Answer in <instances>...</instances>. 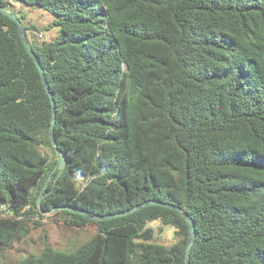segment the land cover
<instances>
[{"label":"trees","instance_id":"trees-1","mask_svg":"<svg viewBox=\"0 0 264 264\" xmlns=\"http://www.w3.org/2000/svg\"><path fill=\"white\" fill-rule=\"evenodd\" d=\"M17 1L58 28L45 41L21 21L67 161L38 206L57 162L52 106L17 24L0 13V252L48 216L95 232L74 252L46 245L12 264H264V0ZM10 2L0 6L12 12ZM150 199L193 219L187 255L176 210L89 217ZM61 206L88 216L51 212ZM155 221L175 229L174 243L155 240Z\"/></svg>","mask_w":264,"mask_h":264},{"label":"rangeland","instance_id":"rangeland-1","mask_svg":"<svg viewBox=\"0 0 264 264\" xmlns=\"http://www.w3.org/2000/svg\"><path fill=\"white\" fill-rule=\"evenodd\" d=\"M11 10L25 25H32L38 31L37 39L49 41L58 34V28L52 25L54 16L44 11L38 5L26 4L21 1L8 4ZM37 34V33H36ZM41 37V38H40ZM0 206V216L6 215V209ZM5 214H4V213ZM50 212H45L48 215ZM41 219V225L37 228L30 227L25 237L16 241L0 252V264H12L23 260L28 254H39L49 245L55 250L74 252L77 247L89 240L95 232L91 226L84 229H75L65 226L62 221L51 220L48 216L34 217ZM154 228L155 240L159 243H174L177 239L175 229L165 225L162 221L151 224Z\"/></svg>","mask_w":264,"mask_h":264},{"label":"water","instance_id":"water-1","mask_svg":"<svg viewBox=\"0 0 264 264\" xmlns=\"http://www.w3.org/2000/svg\"><path fill=\"white\" fill-rule=\"evenodd\" d=\"M12 2H17V0H12ZM0 13L2 15H4V16L8 17L9 19H11L12 21H14L17 24L19 35L21 37V41L23 43V46H24L27 54L31 57V59L35 62V64L38 67L41 81L43 83V86H44L46 92L49 95V99H50L51 106H52V120H51V124H50V129H49V138H50L51 144L54 147L55 152L57 154V162L54 165V167L52 168V170L50 171L49 175L47 176V178H46V180H45V182H44V184H43V186L41 188V191H40V193H39V195L37 197V204L39 206L40 202H41V198L46 193L47 186L51 182L55 171L58 168H63L65 166V164H66V161H67L65 154L58 148L57 143H56L55 138H54V125H55V117H56V115H55V100H54V97H53V93L49 89V86H48V83H47V80H46V77H45V74H44L43 67L41 66L38 57L36 56V54L34 53V51L32 50V48H31V46L29 44V41L27 39L25 30H24V26H23L21 20L14 13L8 11L7 9L3 8L2 6H0ZM78 185L79 184H77V186ZM149 205H160V206H163V207H166V208H170V209L176 210V211H178L180 213V215L186 221V223L188 225V228H189V239H188V243H187L186 250H185V253L187 255L190 252V250H191L192 240L195 237V226H194L193 219L188 217V216H186L185 214H183L182 211H181V208L179 206H177V205H174V204H171V203H168V202H162L160 200L150 199L148 201H145L143 203L135 205V206H133V207H131V208L125 210V211L116 212V213H112V214H106V215L89 216V217L93 218L95 220L112 219V218H116V217H123V216L129 215V214H131V213H133L135 211H138V210H140V209H142V208H144L146 206H149ZM55 210H67L69 212L77 213V214L85 216V217L88 216V213L86 211H84V210H82L80 208H77V207H73V206L55 207V208L51 209V212H53ZM6 213H9V211H6ZM41 213L44 214V212H41ZM186 264H189V262L187 260H186Z\"/></svg>","mask_w":264,"mask_h":264},{"label":"built area","instance_id":"built-area-1","mask_svg":"<svg viewBox=\"0 0 264 264\" xmlns=\"http://www.w3.org/2000/svg\"><path fill=\"white\" fill-rule=\"evenodd\" d=\"M2 209L4 210V209H5V207H2Z\"/></svg>","mask_w":264,"mask_h":264}]
</instances>
